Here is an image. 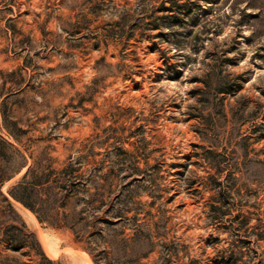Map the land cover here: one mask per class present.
<instances>
[{"label": "rangeland", "instance_id": "374dc122", "mask_svg": "<svg viewBox=\"0 0 264 264\" xmlns=\"http://www.w3.org/2000/svg\"><path fill=\"white\" fill-rule=\"evenodd\" d=\"M1 139L0 264H264V0H0ZM71 156L97 212L10 196Z\"/></svg>", "mask_w": 264, "mask_h": 264}, {"label": "trees", "instance_id": "16d2710c", "mask_svg": "<svg viewBox=\"0 0 264 264\" xmlns=\"http://www.w3.org/2000/svg\"><path fill=\"white\" fill-rule=\"evenodd\" d=\"M4 115L7 120L10 119L5 110ZM13 123L10 132L15 138L27 133V130L20 127L17 122ZM0 142L5 148L11 146L5 139H1ZM0 157L6 158L7 161H12L14 158L13 155L10 156L5 151L0 154ZM96 163L89 166L90 163L88 161H80L79 158L75 159L73 156L69 157L68 162L59 169L55 168L51 163L45 166V164L35 162L28 168L21 179L9 189V194L16 202L30 209L40 222H50L51 216L49 213L52 211L57 216H62V220L67 219L69 217L67 213L68 206L76 196H81L79 199H81L80 202L85 207L84 213L87 212V207L97 212L99 207L94 206L96 199L90 200L87 196L92 186L97 189L98 180L101 178V166ZM27 165L28 163L25 162L19 169L12 172H7V169L0 165V186L16 176ZM38 167H42L41 172L37 170ZM9 206L12 207L11 203H9ZM12 227L20 232H18L19 234L15 233L10 238L12 243H16L15 250L30 246L35 251L37 264H58L57 261L45 254L36 234L28 231L24 222L21 228L16 225ZM90 254L93 256L92 253ZM93 259L95 264H101L95 256H93Z\"/></svg>", "mask_w": 264, "mask_h": 264}, {"label": "bare ground", "instance_id": "6f19581e", "mask_svg": "<svg viewBox=\"0 0 264 264\" xmlns=\"http://www.w3.org/2000/svg\"><path fill=\"white\" fill-rule=\"evenodd\" d=\"M46 251H47V253H48V255L49 256H51V257H53L54 255H53V250L50 248V247H48V246H46ZM55 253V252H54ZM92 261V260H91ZM93 262V261H92Z\"/></svg>", "mask_w": 264, "mask_h": 264}, {"label": "crops", "instance_id": "0c3cea01", "mask_svg": "<svg viewBox=\"0 0 264 264\" xmlns=\"http://www.w3.org/2000/svg\"><path fill=\"white\" fill-rule=\"evenodd\" d=\"M89 252V251H88ZM89 254H90V252H89ZM91 255V254H90ZM91 257H92V255H91ZM94 262V261H93ZM94 264H95V262H94Z\"/></svg>", "mask_w": 264, "mask_h": 264}]
</instances>
